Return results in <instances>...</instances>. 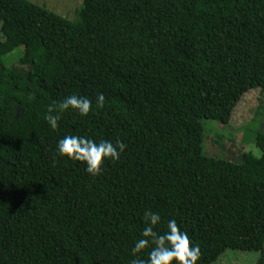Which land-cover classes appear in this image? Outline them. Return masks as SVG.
I'll use <instances>...</instances> for the list:
<instances>
[{"label": "trees", "instance_id": "1", "mask_svg": "<svg viewBox=\"0 0 264 264\" xmlns=\"http://www.w3.org/2000/svg\"><path fill=\"white\" fill-rule=\"evenodd\" d=\"M0 34V264H128L145 210L177 220L197 264L227 248L264 264V131L233 161L204 153L202 125L264 89V0H83L75 21L0 0ZM71 94L94 114L54 131L47 107ZM65 134L127 147L92 177L56 157Z\"/></svg>", "mask_w": 264, "mask_h": 264}, {"label": "clouds", "instance_id": "2", "mask_svg": "<svg viewBox=\"0 0 264 264\" xmlns=\"http://www.w3.org/2000/svg\"><path fill=\"white\" fill-rule=\"evenodd\" d=\"M105 95L100 92L95 97L96 109L105 105ZM57 108L49 105L45 120L52 130L59 128L61 115L73 110L81 117L94 114L93 100L82 95L71 94L58 103ZM56 113V114H53ZM127 145L123 140H97L87 135L65 134L58 139L55 153L58 158L79 161L92 177L102 174L105 161H118ZM55 162V158H54ZM143 223L146 225L139 233L131 248L132 259L128 264H197L201 259V247L184 231L175 218L167 220L166 228L158 230L161 224L159 212L145 210ZM147 249V257L140 254Z\"/></svg>", "mask_w": 264, "mask_h": 264}, {"label": "rangeland", "instance_id": "3", "mask_svg": "<svg viewBox=\"0 0 264 264\" xmlns=\"http://www.w3.org/2000/svg\"><path fill=\"white\" fill-rule=\"evenodd\" d=\"M44 7L70 21H75L83 0H27ZM1 36V34H0ZM1 39V37H0ZM22 53V47L7 54L6 63L15 65ZM264 89L247 92L234 109L229 123L204 118L203 150L206 155L239 161L244 151L259 156L254 146L258 131H264ZM260 251L226 249L212 264H255Z\"/></svg>", "mask_w": 264, "mask_h": 264}, {"label": "water", "instance_id": "4", "mask_svg": "<svg viewBox=\"0 0 264 264\" xmlns=\"http://www.w3.org/2000/svg\"><path fill=\"white\" fill-rule=\"evenodd\" d=\"M20 114H19V108H17V111H16V116L15 117H18Z\"/></svg>", "mask_w": 264, "mask_h": 264}]
</instances>
